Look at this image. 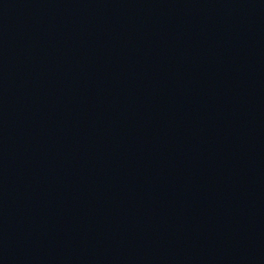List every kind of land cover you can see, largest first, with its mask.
I'll list each match as a JSON object with an SVG mask.
<instances>
[{"label":"water","instance_id":"obj_1","mask_svg":"<svg viewBox=\"0 0 264 264\" xmlns=\"http://www.w3.org/2000/svg\"><path fill=\"white\" fill-rule=\"evenodd\" d=\"M0 264H264V0H0Z\"/></svg>","mask_w":264,"mask_h":264}]
</instances>
